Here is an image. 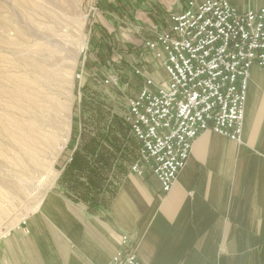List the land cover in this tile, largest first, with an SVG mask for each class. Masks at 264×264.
Listing matches in <instances>:
<instances>
[{
    "label": "crops",
    "instance_id": "obj_1",
    "mask_svg": "<svg viewBox=\"0 0 264 264\" xmlns=\"http://www.w3.org/2000/svg\"><path fill=\"white\" fill-rule=\"evenodd\" d=\"M185 1L104 0L103 6L120 29L148 33L168 27ZM229 1L241 11L264 4ZM130 39L120 47L140 42ZM143 58L148 76L167 77L161 60ZM139 60L132 52L127 62ZM124 234L137 242L141 264H264V68H251L241 142L204 131L169 192L155 175L132 171L100 202L49 190L0 238V264H107Z\"/></svg>",
    "mask_w": 264,
    "mask_h": 264
},
{
    "label": "rangeland",
    "instance_id": "obj_2",
    "mask_svg": "<svg viewBox=\"0 0 264 264\" xmlns=\"http://www.w3.org/2000/svg\"><path fill=\"white\" fill-rule=\"evenodd\" d=\"M103 3L0 0V115L44 134L20 145L0 130V180L9 183L0 185V238L49 190L107 199L139 158L125 116L141 85L134 70L148 62L143 57L158 59L144 45L148 30L120 29ZM131 35L140 42L122 49ZM132 52L139 61L127 62ZM17 77L32 82L25 92L37 98L34 107L16 104Z\"/></svg>",
    "mask_w": 264,
    "mask_h": 264
},
{
    "label": "built area",
    "instance_id": "obj_3",
    "mask_svg": "<svg viewBox=\"0 0 264 264\" xmlns=\"http://www.w3.org/2000/svg\"><path fill=\"white\" fill-rule=\"evenodd\" d=\"M148 33L144 45L167 77L134 70L141 85L125 116L139 150L131 171L155 175L169 192L204 131L241 142L251 68H264V4L241 11L229 0H186L168 27ZM107 264H141L137 242L124 234Z\"/></svg>",
    "mask_w": 264,
    "mask_h": 264
},
{
    "label": "bare ground",
    "instance_id": "obj_4",
    "mask_svg": "<svg viewBox=\"0 0 264 264\" xmlns=\"http://www.w3.org/2000/svg\"><path fill=\"white\" fill-rule=\"evenodd\" d=\"M16 31L18 32V30H16ZM17 79H18V82L20 84V90H18L16 93H14V95L17 97V100H18L16 102V104L19 105L20 101L24 100L28 103L29 106L34 107L36 104H38L37 98L35 97L34 94H29V93L25 92L26 88L33 86L32 82L26 81L20 77H17ZM12 94H9V95L11 96ZM52 127L58 128L54 124L52 125ZM0 130L8 138L14 139L16 144L20 143V145L25 144V140H27V142L31 141L32 143H34L35 138L37 136H43L44 135L39 131L38 127H36V125L33 122L13 120L11 117L9 118L6 115H0ZM20 130H21V134H17L16 131H20ZM55 137H56L55 133H52V134L50 133L46 136V139L49 140L48 141L49 143H50V140L52 139L51 143L54 144ZM0 185L7 186V185H9V183H8V181L2 179V180H0Z\"/></svg>",
    "mask_w": 264,
    "mask_h": 264
},
{
    "label": "trees",
    "instance_id": "obj_5",
    "mask_svg": "<svg viewBox=\"0 0 264 264\" xmlns=\"http://www.w3.org/2000/svg\"><path fill=\"white\" fill-rule=\"evenodd\" d=\"M83 167V166H82ZM73 168V167H72ZM82 168H81V166H79V168H78V170L80 171ZM85 200V199H84ZM93 203H95V202H93Z\"/></svg>",
    "mask_w": 264,
    "mask_h": 264
}]
</instances>
